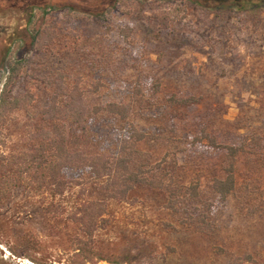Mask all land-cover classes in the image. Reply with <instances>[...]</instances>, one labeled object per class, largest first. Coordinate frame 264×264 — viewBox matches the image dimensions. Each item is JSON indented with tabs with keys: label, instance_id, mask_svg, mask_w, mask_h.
<instances>
[{
	"label": "rangeland",
	"instance_id": "374dc122",
	"mask_svg": "<svg viewBox=\"0 0 264 264\" xmlns=\"http://www.w3.org/2000/svg\"><path fill=\"white\" fill-rule=\"evenodd\" d=\"M11 69L13 96L35 103L49 101L59 73L69 86L78 78L82 86L84 74L100 82L103 101H131L140 81L150 101L163 103L171 94L199 99L162 121L136 103L144 131L174 128L181 135L183 125L207 119L220 143L233 140L226 131L235 133L234 126L262 140L241 157L236 191L216 203L214 236L182 228L177 215L163 210L165 201L138 190L136 204L109 202V222L87 244L92 263L82 258V264H264V8L238 11L226 0H0V93ZM28 120L23 111L11 115L1 148L6 155L25 148ZM198 152L207 165L193 167L192 176L199 173L209 195L223 159ZM79 192L59 198L14 190L0 208V264H76L77 225L66 212L54 221L44 209L53 202L71 210Z\"/></svg>",
	"mask_w": 264,
	"mask_h": 264
},
{
	"label": "trees",
	"instance_id": "16d2710c",
	"mask_svg": "<svg viewBox=\"0 0 264 264\" xmlns=\"http://www.w3.org/2000/svg\"><path fill=\"white\" fill-rule=\"evenodd\" d=\"M226 1L238 11L264 8V0ZM9 73L0 93V208L11 201L16 189L30 188L62 198L78 187L79 201L71 210L53 202L44 209L54 221L66 212L68 222L77 225L76 264H82V258L84 263H92L87 244H93L95 232L109 222V202L136 204L132 196L138 190H149L165 201L163 210L177 215L182 228L215 235L221 215L217 205L236 191L240 159L249 154L248 149L259 148L261 138L252 132L238 134L245 128L234 126L235 133L226 131L233 140L220 143L211 134L214 129L207 119V126L202 122L189 128L183 125L181 135L174 128L144 131L136 121V103H143L141 112H155L157 121H162L175 115V110L196 106L199 99L171 94L163 103L152 102L144 97L140 81L130 93L131 101H103L100 82L95 84L84 74L82 86L81 78L69 86L59 73L52 82L49 101L40 104L27 96H13L15 69ZM161 89L157 85V92ZM21 111L29 115L25 148L6 155L1 149L4 130L11 115ZM198 123L199 128H194ZM202 149L215 151L223 159L219 166L222 176H212L209 195L200 189L199 173L192 176L191 172L193 167L207 165L198 152ZM91 190L98 195L96 199L88 194ZM164 225L180 231L172 223Z\"/></svg>",
	"mask_w": 264,
	"mask_h": 264
},
{
	"label": "bare ground",
	"instance_id": "6f19581e",
	"mask_svg": "<svg viewBox=\"0 0 264 264\" xmlns=\"http://www.w3.org/2000/svg\"><path fill=\"white\" fill-rule=\"evenodd\" d=\"M23 264H25V263H23ZM27 264H30V263H27Z\"/></svg>",
	"mask_w": 264,
	"mask_h": 264
}]
</instances>
